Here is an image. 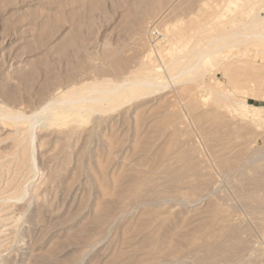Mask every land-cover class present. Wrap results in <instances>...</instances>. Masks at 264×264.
Returning a JSON list of instances; mask_svg holds the SVG:
<instances>
[{"label":"rangeland","instance_id":"1","mask_svg":"<svg viewBox=\"0 0 264 264\" xmlns=\"http://www.w3.org/2000/svg\"><path fill=\"white\" fill-rule=\"evenodd\" d=\"M261 34L264 0H0V264H264Z\"/></svg>","mask_w":264,"mask_h":264},{"label":"bare ground","instance_id":"2","mask_svg":"<svg viewBox=\"0 0 264 264\" xmlns=\"http://www.w3.org/2000/svg\"><path fill=\"white\" fill-rule=\"evenodd\" d=\"M254 35H256V34H254ZM262 35H264V34H261V36ZM214 44H215V42H214ZM214 44H212V45H214ZM197 59L201 60L200 58H197ZM191 67H194V65ZM191 67H189V69ZM187 70L188 69H186V71ZM179 73H181V70L179 71ZM179 73H178V76H179ZM152 83L153 82H151L150 79H143L140 81L124 80V81L117 82V83L113 84L111 87H109L105 90H100L96 87H93L88 91L89 95L88 94H82L80 96L70 95L69 97H67L65 99L52 100L51 102L44 105V107H42V109H40V110L41 111H50L53 115L57 114V116L58 115H60V116L65 115L66 113H71V112L77 113V114L81 113L82 111H89V112L91 111L92 112L95 110L94 108L91 107L92 104L103 105V104H107V103L114 101V100L120 101V100H122V97L131 96L133 93H136L139 90L140 91L144 90V89L148 88L150 85H152ZM93 92H98L99 95L98 96H91L90 94ZM39 112L32 113L28 116L24 115V114L23 115L19 114V112H18L15 115L9 114V115H7V117H10L13 119H20V118L26 119L27 118L28 123H29L28 124L29 128H31L30 137L33 138L34 136H33L32 130L34 129L36 123L38 122L37 117H38Z\"/></svg>","mask_w":264,"mask_h":264}]
</instances>
